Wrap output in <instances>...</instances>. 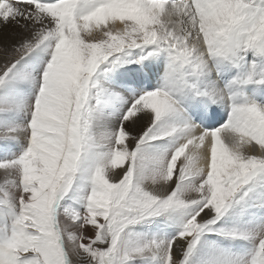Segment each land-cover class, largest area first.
I'll return each instance as SVG.
<instances>
[{
	"label": "snow or ice",
	"instance_id": "1",
	"mask_svg": "<svg viewBox=\"0 0 264 264\" xmlns=\"http://www.w3.org/2000/svg\"><path fill=\"white\" fill-rule=\"evenodd\" d=\"M0 264H264V0H0Z\"/></svg>",
	"mask_w": 264,
	"mask_h": 264
}]
</instances>
